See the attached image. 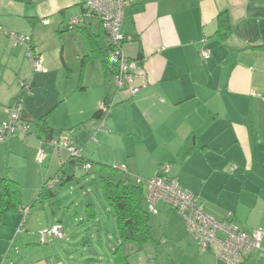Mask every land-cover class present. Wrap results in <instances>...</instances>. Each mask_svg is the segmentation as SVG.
<instances>
[{
  "label": "crops",
  "instance_id": "crops-1",
  "mask_svg": "<svg viewBox=\"0 0 264 264\" xmlns=\"http://www.w3.org/2000/svg\"><path fill=\"white\" fill-rule=\"evenodd\" d=\"M87 1L0 0V26L29 37L46 70L35 72L26 46L0 32V125L4 108L23 94L21 83L31 80L22 118L34 135L0 143V178L21 190L15 209L0 210V264H115L116 215L106 202L104 219L75 184L79 171L100 176V166L141 179L147 210L146 182L170 166L215 220L264 229V0H129L122 32L126 55L140 65L136 96L116 92L106 63L110 41ZM223 12L234 27L226 38L217 34ZM74 18L83 22L69 28ZM105 100L114 101L110 114L97 117ZM63 133L81 159L55 144ZM56 176L63 181L48 188ZM157 209L149 212L153 241L141 250L123 246L129 264H226L200 250L177 210L162 201ZM71 212V222L83 213L88 223L65 225ZM93 223L107 248L99 258L88 254ZM55 224L65 236L51 241L60 243L35 247L37 234ZM243 263L264 264V256L246 254Z\"/></svg>",
  "mask_w": 264,
  "mask_h": 264
},
{
  "label": "built area",
  "instance_id": "built-area-1",
  "mask_svg": "<svg viewBox=\"0 0 264 264\" xmlns=\"http://www.w3.org/2000/svg\"><path fill=\"white\" fill-rule=\"evenodd\" d=\"M129 0H88L85 9L90 14L100 18L102 28L110 41V50L106 59L107 66L113 73V86L116 92H129L131 96H136L139 88L136 86L139 62L130 59L125 51L124 44L126 37L122 32L125 8ZM83 22L82 18H74L69 23V28H74ZM0 32L10 35L14 39L15 45L26 46L28 57L34 65L35 72H45L43 59L34 54L29 45L30 38L18 34H11L0 26ZM211 54L204 50L201 58L208 60ZM32 81L21 83L23 96L16 99L14 103L5 109L8 115L7 120L0 125V143L14 137L18 133H28L29 126L22 121L23 100L26 95H30ZM114 101L106 100L100 105V111L104 117L110 114ZM101 126H104V122ZM34 137V135L32 134ZM59 141L55 144L66 148L70 156L76 160L81 159V153L69 146L68 134L59 136ZM54 146V141H52ZM44 151H40L39 160L45 159ZM86 170L92 168L85 166ZM171 167L163 166L159 175L147 183V205L148 211L158 213L157 203L164 202L171 208L177 210L186 223L188 233L197 241L202 252L213 250L217 257L226 264H244V255L260 253L264 256V229L258 228L253 231H246L238 226L231 218L219 222L211 217L206 211L198 197L189 190L184 189L176 179L170 177ZM60 176H56L47 183L48 188H54L60 184ZM142 180L138 179L137 184ZM27 209H22V213H27ZM41 244H46L51 239H62L65 236L64 228L61 224H55L39 232Z\"/></svg>",
  "mask_w": 264,
  "mask_h": 264
},
{
  "label": "trees",
  "instance_id": "trees-1",
  "mask_svg": "<svg viewBox=\"0 0 264 264\" xmlns=\"http://www.w3.org/2000/svg\"><path fill=\"white\" fill-rule=\"evenodd\" d=\"M233 31L234 27L228 12L221 13L218 17L217 34L221 38H226ZM22 96L23 94L17 99H20ZM9 106L5 107L4 110ZM100 114L102 113L99 110L97 117ZM22 121L28 124L30 129L27 135L32 137L31 125L26 123L23 118ZM100 171V187L106 202L116 215L120 234V244L113 252L114 263L129 264V256L123 249L126 243H134L141 250L153 241L152 229L149 222L150 213L145 206V192L142 185L134 183L130 179L120 178L118 171L112 167L100 166ZM62 181L63 179L61 178L60 183ZM20 197L21 190L16 182L0 178V210L15 209L19 204Z\"/></svg>",
  "mask_w": 264,
  "mask_h": 264
},
{
  "label": "rangeland",
  "instance_id": "rangeland-1",
  "mask_svg": "<svg viewBox=\"0 0 264 264\" xmlns=\"http://www.w3.org/2000/svg\"><path fill=\"white\" fill-rule=\"evenodd\" d=\"M78 173L80 174L78 176V180L80 182L78 183V180H75V184H76V188L78 190V193L82 194L81 196H82L83 200H85L86 202L89 201L90 203H95L97 206V210L100 213V215L103 216L104 219H108V215H107L106 210H105L108 205L106 204V201L103 197V193H102V190L100 187V176L98 175V173H94V172H91L89 174H84V173L81 174V171H79ZM83 188L85 189V192L83 191ZM89 189L91 191V194L87 195V193L89 192ZM85 205H87V204H84V208H85ZM71 213L73 216L67 217L68 221L65 222L64 220H62L65 225H69L71 227H76V228L82 229L83 226L88 223L86 214H83V213H82V215L81 214L78 215L80 221H77L74 223L71 222V219H74V217L76 215L75 212H71ZM77 213H80V211ZM65 214H66V212H65ZM92 226H93L92 231L94 233V237L91 240V246L92 247H91V250L88 251V254L90 257L99 258L100 254L103 253L102 251H104L107 248H106V245H104V243H103V246H104L103 247L102 243L98 242L97 235L95 234V232H97L96 228H95V224L93 223ZM33 241H34V242H32L33 245H35V247H37V248H41V247L46 246V245L40 244L38 236H37V238H34ZM57 243H60V242H54V240H52V241L50 240L48 242V245L54 246ZM65 243L68 244L67 240H65Z\"/></svg>",
  "mask_w": 264,
  "mask_h": 264
}]
</instances>
